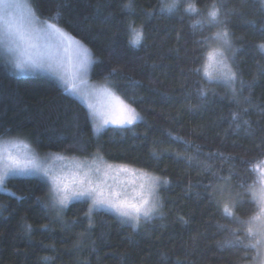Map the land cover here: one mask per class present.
<instances>
[{
  "label": "trees",
  "instance_id": "1",
  "mask_svg": "<svg viewBox=\"0 0 264 264\" xmlns=\"http://www.w3.org/2000/svg\"><path fill=\"white\" fill-rule=\"evenodd\" d=\"M102 2L110 5L105 14L111 12L115 19L108 25L97 22L90 30L85 28L82 43L94 59L104 61L92 66L89 80L103 84L108 70L121 69L116 83L122 98L142 119L129 127H109L96 133L91 121L85 120L86 109L64 93L55 79L45 74L18 77L0 59V130L11 129L12 137L19 133L41 155L82 160L102 157L111 165H125L167 180L158 191L160 213L134 230L107 211L89 213L88 202L84 201L54 210L51 196L46 195L49 187L45 181L9 178L0 190V264H252L250 259H244L246 255L251 257L252 251L245 253L225 243L230 237L219 225L227 220L208 195L214 188L224 187L218 177L228 176L233 162L206 155L214 152L223 153L225 158L236 154L254 156V145L264 135V117L259 114L264 108V75L259 74L264 59L252 46L261 42V37L258 29L252 31L242 22L255 18L252 5L242 7L246 15L233 17L229 25L234 37H244L243 41L235 40L234 46L240 51L234 67L245 83L255 81L251 89L253 108L248 117L255 135L247 136L243 125L240 129L229 126V111L236 108L229 99L231 92L223 85L202 84V73L191 71L200 66L201 53L207 50L196 41L201 34L211 36L218 30H202L196 24L201 15L183 12L187 3L202 7L203 0H184L179 11L151 19H146L141 8H158L160 0H134L136 13L132 16L120 11L128 0ZM71 3V8L65 5L60 9H36L29 0L44 17L59 11L61 21L77 18L83 26L84 18L93 15L96 0ZM234 5L241 7L240 0H229L228 6ZM125 19L134 20L137 27L143 24L144 38L139 45H131L122 23ZM59 26L81 39L67 24L61 22ZM129 79L140 83L132 86ZM201 87L207 89V100L198 91ZM213 91L217 93L215 97ZM244 95H249L247 89ZM169 133L190 141L192 146L186 149ZM178 154L196 155L201 163L190 167ZM205 163L211 165V170H205ZM235 163L234 171L243 176L242 168ZM209 183L213 188L206 187ZM229 183L233 191H240L236 187L238 178ZM236 214L249 215V205L237 209Z\"/></svg>",
  "mask_w": 264,
  "mask_h": 264
},
{
  "label": "snow or ice",
  "instance_id": "2",
  "mask_svg": "<svg viewBox=\"0 0 264 264\" xmlns=\"http://www.w3.org/2000/svg\"><path fill=\"white\" fill-rule=\"evenodd\" d=\"M183 2L184 0H172L171 3H165L164 0H160L158 8L154 6L148 11L141 8V13L146 19L162 13L171 14L179 11ZM33 4L36 9L49 6L60 9L65 5L72 7L71 0H33ZM249 4L252 5V15L255 18L243 19L242 22L249 25L252 31L258 29L261 42L252 46L261 53L264 59V0H240L241 7L235 5L229 7V0H210V2L203 0L202 7L189 2L183 12L201 15L202 19L196 24H199L202 30L218 29L211 36L201 34V38L196 41L201 49L207 48V50L201 53L200 66L191 71L197 74L202 73V84L223 85L231 92L229 99L236 104V108L229 111V126L235 125V129H240L243 125L246 135L253 136L255 132L252 131V124L248 117L253 108L251 89L255 81L245 83L239 70L234 67L235 57L240 51L234 43L237 39L243 41L244 37H234L229 27L233 17L246 15L241 8ZM109 6L102 0H96L93 15L90 18L85 17L83 26H81L77 18L61 21L59 11L55 15L44 17L33 9L32 4H22L20 0H0V49L6 53L5 63L21 74L46 71L56 77L63 86L64 93L74 97L86 109L83 113L85 120L91 121L93 130L96 132L109 126L125 128L142 119L136 109L122 98V93L116 83L121 69L112 67L108 70L103 76V84L97 86L88 83V74L92 66L102 64L104 61L94 59L93 53L82 43V39L85 28L90 30L92 24L112 23L115 19L114 14L111 12L105 14L104 11ZM21 9L25 11L22 15H18ZM120 11L126 12L128 16L134 15L136 13L134 0H128L127 3L122 4ZM61 22L77 32L81 39H77L64 27L59 26ZM122 23L127 27L131 45H139L144 38L143 24L137 27L134 20L128 19ZM212 42L215 46H212ZM100 71L104 70L100 69ZM259 74L264 75V68H259ZM238 82L239 89H237ZM128 83L137 86L140 82L129 79ZM246 89L249 91L247 96L244 95ZM198 91L207 100V96L204 95L207 89L201 87ZM212 95L215 97L217 93L213 91ZM242 103L248 106L241 108ZM259 114L264 117V108ZM11 131L8 128L0 130V189L3 188L6 178L10 176L33 177L37 183L46 181L50 185L46 195L52 197L53 206L59 205L63 209L71 200L84 202L90 200L89 213L93 209H107L118 217L131 221L134 230L138 228L142 219L150 220L158 211L160 205L155 200L156 192L161 184L168 183L167 180L140 172L139 187L135 190V195L129 198L111 189L110 186H106L105 181L99 177H107L110 172L119 174L133 170L125 165H107L102 168L101 164L94 161L92 165L76 163L75 168L78 171L73 172V178L69 181L66 175L54 171L47 163V159L39 156L19 133L12 137ZM261 132L264 133V129H261ZM169 136L173 141L182 142L186 149L192 146L190 141L182 137L172 136L171 133ZM254 147L257 150L254 156L236 154L225 158L223 153L209 152L206 154L209 159L218 156L222 161L227 159L233 162L229 175L218 177L224 187L214 188L208 195L215 200L217 209L227 220L226 224L219 225L221 229L227 231L230 237L225 243L239 247L245 253L252 251L254 254L251 257L246 255L244 259H250L253 264H264V135ZM199 152L200 146L197 145L195 153ZM50 155L54 159H64L57 154ZM178 158L185 159L190 167L193 163H201L196 155L178 154ZM97 159L101 162L103 160L102 157H97ZM235 162H238L242 168L243 176L234 171L237 166ZM205 170H211V165L205 163ZM212 175L216 176L217 173L212 172ZM234 177L239 179L236 187L240 191H233L229 183ZM206 187L213 188V185L209 183ZM39 199L40 197H37V200ZM246 204L249 205L250 214L246 217L237 215V209ZM181 222L187 223L183 220ZM44 228L47 229V225H44Z\"/></svg>",
  "mask_w": 264,
  "mask_h": 264
},
{
  "label": "rangeland",
  "instance_id": "3",
  "mask_svg": "<svg viewBox=\"0 0 264 264\" xmlns=\"http://www.w3.org/2000/svg\"><path fill=\"white\" fill-rule=\"evenodd\" d=\"M20 2L22 4L23 3L29 4V0H20ZM24 11H25L24 9H21L20 12L18 13V15H22L24 13ZM212 43H213L212 46H215V43L214 42H212ZM5 55H6V53H4V51L2 49H0V59H2V61H4V56ZM7 55H12V54H7ZM7 65L11 67V65H9V64H7ZM13 72L18 77H28V76H33V75H36V74H45V75L51 76L53 79H55L61 85L60 81L58 79H56V77H54L52 74H50L49 72H46V71H37V72H34V73H26V74H21V73L15 71V70H13ZM88 83L90 85H97V86L100 85V83L91 82L89 80V74H88ZM62 88H63V86H62ZM109 127H113V126H109ZM109 127H106V128H109ZM116 128H119V127H116ZM103 129H105V128H103ZM99 132H96V133H99ZM37 154L39 156H41L42 158H46L47 159V163H49L51 165L52 169L54 171L60 173L61 175H66L69 181L72 180V178H73V175H72L73 172L78 171L75 168V164L76 163H80L82 165H92L93 162L95 161V163L101 164L102 168L106 167L107 165H111L109 163L103 162V160L101 162L99 159L94 158V157H93L94 159L92 158V159H88V160H82V159L72 158L70 156H65L64 157L62 155H59V156L64 157V159L63 160H58V159H54L53 156L50 155V154H47V155H45V154L41 155L39 153H37ZM113 166H116V165H113ZM128 168L132 169L133 171L132 172H121L119 174H117L115 172H110L107 175V177L101 176L99 178L103 179L105 181L106 186H110L111 189H114V190H116L118 192L123 193L124 195H127L129 198H132L135 195V190L138 189L139 184L141 182L140 178H139V173L142 172V171L135 170V169L130 168V167H128ZM21 177H24V176H10V177L6 178V180L9 179V178H21ZM47 185L50 188V185L48 183H47ZM163 186H164V184H161L160 187L157 189V192H156L155 200L158 202V204H159L158 191ZM3 188H4V186H3ZM3 188L0 189V190H3ZM76 201H78V200H71V201L68 202V205H70L71 203H74ZM87 202H88V205L90 206L91 205V201L89 200ZM50 203H51V205H53L52 197H50ZM53 208H54V210L57 209L58 211L65 209V208L61 209L59 207V205L53 206ZM93 210L107 211V212L117 216L115 213H113V212H111V211H109L107 209H93ZM159 213H160V207H159L158 211L153 214L152 218L157 217L159 215ZM118 218L132 226V222L131 221H127V220H125L124 218H121V217H118ZM145 221H148V220L142 219L140 223L145 222Z\"/></svg>",
  "mask_w": 264,
  "mask_h": 264
}]
</instances>
